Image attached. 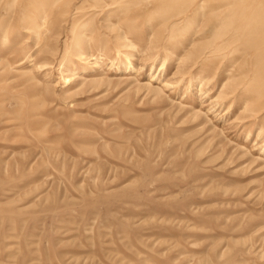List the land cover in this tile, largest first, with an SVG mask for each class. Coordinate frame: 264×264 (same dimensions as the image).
Masks as SVG:
<instances>
[{"label": "rangeland", "instance_id": "374dc122", "mask_svg": "<svg viewBox=\"0 0 264 264\" xmlns=\"http://www.w3.org/2000/svg\"><path fill=\"white\" fill-rule=\"evenodd\" d=\"M115 1L0 0V264H264V152L221 95L257 56L214 38L227 0Z\"/></svg>", "mask_w": 264, "mask_h": 264}, {"label": "bare ground", "instance_id": "6f19581e", "mask_svg": "<svg viewBox=\"0 0 264 264\" xmlns=\"http://www.w3.org/2000/svg\"><path fill=\"white\" fill-rule=\"evenodd\" d=\"M117 1H119L118 3L121 4L126 0H116L115 2H117ZM188 1H193V0H160L159 1L160 3H158V4L170 5L171 7H173V6H178L177 3L182 4V3H185ZM245 1H248V2H245ZM253 1L254 0H227L226 4L224 5L225 6L224 10L227 13V17L224 18L223 20H221L220 22H217L216 28L220 29V28L225 27V26L226 27H228V26L234 27L235 26L236 27V29L234 30L235 32L232 35H230L231 37L229 38L228 42H224V40L226 39L225 36L227 34L225 32H222V31H220V32L218 31V33H216L214 38L215 39H221L219 45L222 47L224 45H227L228 43L237 42V41L239 43L241 42L237 47H234L233 53H237L241 56L243 55L244 59L248 55H250V56L256 55L257 56V59L255 60V64H252L255 68H251L250 66H249V68H244L247 66L244 63H242V64L237 65V68H234L232 70V72L227 76V79H226L225 84H224V89L221 91V95H222V99L227 98L228 95L232 96V98L229 100V102L230 101H232V102H230V103L228 102V104L226 103L227 104L226 108L229 111H230V109H232L231 107H233V106L235 107L237 105H240V106L242 105L241 108H243V110L241 111V113L242 112L245 113V111L250 112L249 114L252 118H250V120L248 122L242 124L241 126L242 127L248 126V128H247L248 131H250L252 127H256V130H257L256 136L257 137H256L255 146H257V148H256L257 150H259L260 152H264V4H259L258 6H256V9L254 11H249V12H253V13H247L244 10L242 11L241 6L235 10H228L227 9L228 5L232 4L233 2H237L239 4L245 2V4H243V5L246 7H249L252 5ZM199 2L200 3L198 5L197 9L195 10L196 13H198L199 11H201L205 7L206 0H199ZM120 4H118V5H120ZM155 6H157V3ZM96 14L97 13L94 12L92 15H90L89 21L87 23L83 24V26L85 27L84 29H86V27L89 24L95 23L94 15H96ZM97 18H98V16H97ZM186 18L187 17L181 16L180 14H172L169 17H167L166 19L168 21L169 26L176 27L178 24H180L182 22H187L188 18L187 19ZM195 18H196V20L197 19L199 20L198 15H195ZM240 19H242L241 20L242 23L238 25L237 21H240ZM235 22H237V26L235 25L236 24ZM154 25H155V23H154ZM154 25H152V27ZM156 25H158V24H156ZM156 25H155V27L157 29ZM219 25H220V27H219ZM153 30H155V29H153ZM230 33L231 32H229V34ZM162 35H163V33H162ZM80 42H81V40H79V41L77 40L76 44H78ZM5 43H6V40H3V44H5ZM159 43H160V41H159ZM2 47L4 48V45ZM0 49H2V48L0 47ZM217 50H221V48H217ZM192 51H194V50H192ZM189 52L190 51H188V53L186 54L187 56H185V58L189 57ZM190 53L192 54L193 52H190ZM104 55H105V57H108L109 59L112 58L111 60L113 62L118 63V61H119V59L116 57H112L108 54H104ZM232 55L235 56L236 54H232ZM13 56H16V54L12 53L9 57H13ZM167 58H169L168 54L165 56V60H163L164 62L162 64V68H164ZM1 59H2V57H0V63H3ZM120 63H122V62H120ZM180 63L183 64L184 60H183V62L180 60ZM205 65L208 67L206 69L207 70L206 74L208 75V73H209L211 75L210 76L211 78H209V79H211V81H214L213 82V84H214L217 81L218 76H220V72H221L220 65L221 64L218 66L217 64H214V63L208 61V62H206ZM41 66L42 65H40V64H38L37 66L35 64V67H37L38 70L43 69ZM95 67H98V64L96 61L92 66H90L89 70H86L87 68H85V69L83 68V69L85 71L89 72L92 69H94ZM119 68H120V66H119ZM225 68H226V70L229 69L227 67H225ZM127 69H128V71H130L131 69H134V66L133 65L129 66L126 68V70ZM120 70H121V68H120ZM31 73H32V71H28V74H31ZM184 73L185 72H183L182 75H184ZM224 75H225V73H224ZM225 77H226V75H225ZM203 81L204 80L199 82V84H201L200 90L205 89V83ZM188 82L190 83V78H188ZM231 84H232V87H230ZM170 85H172V84L170 82H167L165 84V87H168ZM214 148L216 150H218L219 146L215 145ZM231 151H232V149L226 151L227 155L225 157H228L229 159H232L233 157H235L233 159L234 162L240 161V162L244 163L246 161V160H243L241 158V156H240L241 153L233 154ZM261 185H263V193L262 194H264V183L263 184H262V182L259 183L258 187H260ZM253 192H254V190L252 189V193Z\"/></svg>", "mask_w": 264, "mask_h": 264}]
</instances>
